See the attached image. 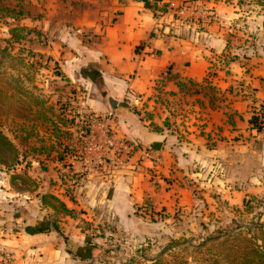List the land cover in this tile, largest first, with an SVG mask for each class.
<instances>
[{"label":"crops","instance_id":"crops-1","mask_svg":"<svg viewBox=\"0 0 264 264\" xmlns=\"http://www.w3.org/2000/svg\"><path fill=\"white\" fill-rule=\"evenodd\" d=\"M244 1L86 0L73 22L46 23L45 52L78 90L86 126L73 131L75 149L56 160L43 193L92 230L106 221L144 235L143 213H202L201 203L233 206L258 192L264 130L250 119L264 106V0ZM246 8L256 28L244 41L230 26ZM89 124L97 141L87 146ZM108 138L152 156L134 151L115 163ZM50 213L31 210L16 230L0 217L9 264L103 260L99 237L82 236L68 215L58 231Z\"/></svg>","mask_w":264,"mask_h":264},{"label":"rangeland","instance_id":"rangeland-1","mask_svg":"<svg viewBox=\"0 0 264 264\" xmlns=\"http://www.w3.org/2000/svg\"><path fill=\"white\" fill-rule=\"evenodd\" d=\"M85 2L0 0V130L19 152L18 164L8 166L0 160V217L5 215L1 225L14 230L24 227L31 210L46 207L38 194L57 177L56 160L67 154L65 148L71 154L73 131L83 127L78 120V90L63 75L60 63L45 52L48 36L43 26L49 21L57 26L73 22L87 8ZM249 11L246 8L238 24L230 26L231 35L244 41L256 28ZM258 189L233 206L201 203L202 213H143L144 235H128L106 221L92 230L79 213L70 217L75 218L74 224L78 221L82 236L101 239L103 260L93 264H205L217 244L208 237H221L226 231L256 233L255 224L264 223V185ZM49 209L52 222L64 230L65 215Z\"/></svg>","mask_w":264,"mask_h":264},{"label":"trees","instance_id":"trees-1","mask_svg":"<svg viewBox=\"0 0 264 264\" xmlns=\"http://www.w3.org/2000/svg\"><path fill=\"white\" fill-rule=\"evenodd\" d=\"M252 112L250 119L252 129L262 132L264 130V106H260L259 111L258 108H253ZM65 152L68 154L70 149L65 148ZM0 158L1 162L8 166L19 163L18 148L2 130H0ZM38 198L44 206L59 210L64 215H72V211L57 196L42 193L38 194ZM50 200L56 202L58 207L54 206ZM50 226L59 231L56 223L52 222ZM255 229L257 232L251 234L250 232L242 234L241 231L238 233L226 231L221 237H208L209 242L217 244L210 249L212 251L206 257L205 264H264V223L255 224ZM217 246L219 250L218 248L214 250Z\"/></svg>","mask_w":264,"mask_h":264},{"label":"built area","instance_id":"built-area-1","mask_svg":"<svg viewBox=\"0 0 264 264\" xmlns=\"http://www.w3.org/2000/svg\"><path fill=\"white\" fill-rule=\"evenodd\" d=\"M260 110V107H258V111ZM114 113L111 112L108 114V118H113ZM94 120V117H90ZM98 118V117H96ZM85 136H87V146L93 145L97 141V137L95 133L91 130V125L89 124L86 132H83ZM106 147L110 148L112 150V156L113 159L111 161L115 163H122L128 155L132 154L134 151H139L141 155L145 157H151V153L149 149H138L134 145H130L129 143L125 141H113V139L108 138L106 141ZM12 260V255L9 252L2 251L0 254V261H4L9 263Z\"/></svg>","mask_w":264,"mask_h":264}]
</instances>
